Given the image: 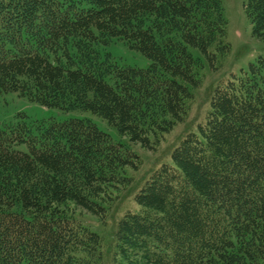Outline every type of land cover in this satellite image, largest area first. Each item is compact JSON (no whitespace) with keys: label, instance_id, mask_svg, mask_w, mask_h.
<instances>
[{"label":"trees","instance_id":"trees-1","mask_svg":"<svg viewBox=\"0 0 264 264\" xmlns=\"http://www.w3.org/2000/svg\"><path fill=\"white\" fill-rule=\"evenodd\" d=\"M243 10L264 40V0ZM226 26L221 0H0V94L90 110L149 146L186 115L203 60L229 51ZM117 39L149 65L102 56ZM171 159L116 222L112 264H264L263 56L214 87ZM138 161L89 119L0 125V264H103L102 237L66 205L100 215L102 185Z\"/></svg>","mask_w":264,"mask_h":264},{"label":"rangeland","instance_id":"rangeland-1","mask_svg":"<svg viewBox=\"0 0 264 264\" xmlns=\"http://www.w3.org/2000/svg\"><path fill=\"white\" fill-rule=\"evenodd\" d=\"M246 0H221L224 16L227 21L226 40L230 44L227 54L220 58L216 67L212 68L202 54L192 49L196 57H201L203 67L200 70V84L192 88L194 100L185 116L176 121L168 131L156 130L150 136L149 146H142L139 142H132L126 135L120 134L104 118L90 110H63L57 107L43 106L20 96L15 91L0 94V125L13 124L20 120L32 123V127L45 120L63 121L69 118H85L92 121L100 130L108 133L113 140L119 141L138 155L136 166H125L119 173V178L102 185L103 195L96 215L71 202L66 205L91 229L102 237L103 264H112L113 232L118 219L127 211H136L139 206L133 197L145 184L154 170L166 163H171V152L181 139L191 131L197 130V125L204 121L205 113L209 109V99L214 87L220 82L226 83L233 75H239L248 69L250 63L259 56L264 57V40L252 34L251 24L247 19L243 3ZM102 56L109 53L112 60L119 65L137 66L145 68L149 59L136 49L130 48L123 40H112L103 47ZM19 113L24 114L20 117ZM16 149L26 151V144L15 146Z\"/></svg>","mask_w":264,"mask_h":264}]
</instances>
